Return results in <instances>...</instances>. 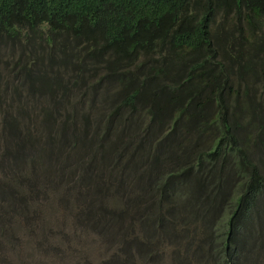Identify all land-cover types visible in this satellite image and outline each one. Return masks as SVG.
<instances>
[{
    "label": "trees",
    "instance_id": "obj_1",
    "mask_svg": "<svg viewBox=\"0 0 264 264\" xmlns=\"http://www.w3.org/2000/svg\"><path fill=\"white\" fill-rule=\"evenodd\" d=\"M0 143V264H264V0H0Z\"/></svg>",
    "mask_w": 264,
    "mask_h": 264
},
{
    "label": "rangeland",
    "instance_id": "obj_2",
    "mask_svg": "<svg viewBox=\"0 0 264 264\" xmlns=\"http://www.w3.org/2000/svg\"><path fill=\"white\" fill-rule=\"evenodd\" d=\"M38 66V64L36 65ZM53 70L58 69L56 66H52ZM14 105H16V102H14ZM21 106V105H20ZM21 111L22 114L20 115V117L22 118L23 115V107L21 106ZM8 112L13 115L16 116V109L14 107L8 108ZM0 144H4V143H0ZM2 149V146H0V150ZM158 165H156V161H148L145 164H143L142 166H138V167H129L131 170H128L124 175L126 178V187L129 186L133 181L132 180H128L127 181V177L130 174V178H137V177H147L150 174H153L155 169L157 168ZM89 206L91 208H93L94 210L90 212V216H88V219H84L86 223H95V224H101L104 221L98 222V219L100 217V214L102 213V211L105 209L102 207V203L101 202H94V203H89ZM85 211V209H83ZM106 221V220H105ZM98 222V223H97ZM118 224L120 223H113V226L115 228L118 229ZM125 226L127 227L129 224V230L131 228V222L129 223L128 221L124 222ZM143 232L144 229H142L141 234H140V239L137 242V244H145L147 243V239L146 236H144L145 234ZM115 234V233H114ZM114 234H111L110 232V226H108V229L104 232V239L106 240H112L114 237ZM131 239H133V237H131ZM262 242H264V238H262ZM116 250V249H112L111 251ZM127 251H135V244L133 246H129L126 248ZM264 251V246L260 249Z\"/></svg>",
    "mask_w": 264,
    "mask_h": 264
},
{
    "label": "clouds",
    "instance_id": "obj_3",
    "mask_svg": "<svg viewBox=\"0 0 264 264\" xmlns=\"http://www.w3.org/2000/svg\"><path fill=\"white\" fill-rule=\"evenodd\" d=\"M189 9H192V8H189ZM146 163V162H145ZM145 163H143V164H145ZM142 164V165H143ZM159 164H161V162L159 161ZM142 165H140V166H142ZM194 194V193H193ZM195 195V194H194ZM223 198H221L219 195H217L216 194V196H215V198H214V200L215 201H219V200H222ZM226 204V203H225ZM225 204L224 205H221L220 207H224L225 206ZM218 207V206H217ZM263 227H264V218H258V219H256V220H254V222L253 223H251L249 226H247L246 228H243V227H241V229L239 230V234H238V239H239V241L242 243V240H243V238H244V233H246V234H249V235H254V234H256V233H258V232H260L262 229H263ZM253 235H252V237H253ZM248 241H250V240H248Z\"/></svg>",
    "mask_w": 264,
    "mask_h": 264
}]
</instances>
